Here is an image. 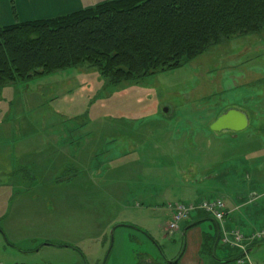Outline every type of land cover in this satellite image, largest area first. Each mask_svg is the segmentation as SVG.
<instances>
[{"label":"rangeland","instance_id":"1","mask_svg":"<svg viewBox=\"0 0 264 264\" xmlns=\"http://www.w3.org/2000/svg\"><path fill=\"white\" fill-rule=\"evenodd\" d=\"M229 109L246 115V129L210 131ZM66 137L79 149L57 145ZM205 181L219 198L264 199V31L138 83L108 86L83 67L0 89V264L180 256L183 232L164 231L163 206L199 195ZM198 214L205 230L203 213L186 222ZM246 256L264 264V243Z\"/></svg>","mask_w":264,"mask_h":264},{"label":"trees","instance_id":"2","mask_svg":"<svg viewBox=\"0 0 264 264\" xmlns=\"http://www.w3.org/2000/svg\"><path fill=\"white\" fill-rule=\"evenodd\" d=\"M263 31L264 0H110L1 27L0 89L83 67L96 70L108 86L138 83L233 37ZM215 246L216 239L206 237L202 251Z\"/></svg>","mask_w":264,"mask_h":264},{"label":"crops","instance_id":"3","mask_svg":"<svg viewBox=\"0 0 264 264\" xmlns=\"http://www.w3.org/2000/svg\"><path fill=\"white\" fill-rule=\"evenodd\" d=\"M107 1L110 0H13V2H11V0H0V28L21 22L46 20L65 16L70 13L93 8ZM6 131L7 130L4 132ZM62 139H60V142L57 143L58 146H60L62 142H64L63 145L67 143L70 144V142H72L71 146L74 142H77L74 145L77 146V150L79 149V140L73 141L71 137H66L65 141ZM26 150L28 151L29 149ZM57 151L59 152L60 150L56 149L55 153ZM67 168L68 167H65L64 169L67 171ZM65 170H63V175L66 173L70 174V178L66 177V180H71V182H73V178H71L73 176V170L70 172H65ZM76 173L77 171L75 172V176L77 175ZM58 181V183H62L61 178L58 179ZM228 185L229 184H221V188L227 189ZM196 187L199 189V195H192V193L189 192L186 194L185 202L180 201L177 203H171L170 201H167L165 203L163 206L164 216L166 218V225L164 227L165 232H167V224L171 217L172 207L175 204L195 202L210 196L217 197L211 193L214 190V187L207 181L202 182ZM195 193H197V191H195ZM222 196L220 199L223 200L226 207V216L222 222L216 223L210 220L211 225L204 230L202 229L201 224L203 216L201 214L192 216V218L188 222H184V224L177 231L183 232L184 239V249L180 256L177 255L175 257L163 249L160 253L156 252L157 254L156 256L154 255L153 259H150L147 254L143 255L144 258H147V260H144L145 262L143 264H153V262H156V264H164L165 262H172L176 259H178L177 264H236L235 260L237 259L238 254L229 249L223 248L220 245L219 240L224 233H228L234 229H238L243 232L248 230L253 232L264 229V199L258 202L257 198H252L251 200L244 202L240 196H237L238 199L235 201L232 194L226 195L225 197L224 195ZM259 196L260 195H258V197ZM136 233L142 239L145 238L146 240L150 239V241H152V236L147 231H145L144 234L142 230H137ZM206 237L216 239V246L209 254H205L202 251V246ZM0 243V245H2L1 241ZM255 247L256 246L249 248L247 254ZM246 263L249 264L248 261H246Z\"/></svg>","mask_w":264,"mask_h":264},{"label":"built area","instance_id":"4","mask_svg":"<svg viewBox=\"0 0 264 264\" xmlns=\"http://www.w3.org/2000/svg\"><path fill=\"white\" fill-rule=\"evenodd\" d=\"M192 213H203L217 223L224 220L226 216V207L224 202L217 197L202 199L195 203H178L172 207V213L168 222V233L178 231L186 222ZM264 242V229L253 233L242 232L234 229L226 232L220 238V243L227 246L229 250L237 251L242 257L236 261V264H247L246 251L249 246ZM248 243V246L245 244Z\"/></svg>","mask_w":264,"mask_h":264},{"label":"water","instance_id":"5","mask_svg":"<svg viewBox=\"0 0 264 264\" xmlns=\"http://www.w3.org/2000/svg\"><path fill=\"white\" fill-rule=\"evenodd\" d=\"M166 111V110H165ZM248 120L246 115L239 110L229 109L222 113L210 125L209 129L212 132H241L246 129Z\"/></svg>","mask_w":264,"mask_h":264}]
</instances>
